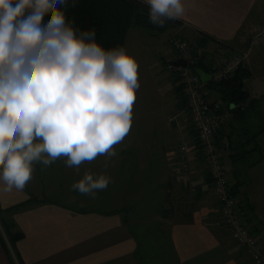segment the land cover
Instances as JSON below:
<instances>
[{"label": "crops", "instance_id": "1", "mask_svg": "<svg viewBox=\"0 0 264 264\" xmlns=\"http://www.w3.org/2000/svg\"><path fill=\"white\" fill-rule=\"evenodd\" d=\"M135 1L149 7L144 0ZM182 3L185 12L175 19L179 25L165 35H177L190 43L205 41L207 59L246 50L252 28L264 22V0H182ZM131 31L123 46L125 50ZM139 46L131 41L127 51L137 63ZM252 52L251 49L244 64L249 71L253 65ZM144 74L139 63L138 81L144 80ZM168 78L171 111L166 122L178 130L180 141L186 140L191 135L186 105L174 90L173 76ZM254 82L246 88L249 101L252 100L249 110L222 128L217 140L223 143L228 185H238L235 208L264 247V181H260L264 179V159L260 158L264 152V86L262 82ZM138 117L136 110L132 123ZM245 141H252L245 144L247 153H243L240 145ZM197 151H192L189 172L183 176L169 156L171 151H163L167 164L163 165L159 183L148 193L144 188H136L135 193L140 194L137 199L128 200L131 191H127L120 192L122 196L114 202L113 194L117 195L119 190L113 187L120 182L116 186L111 178L109 190L99 191L106 192L108 201L98 207L65 206L46 198L44 191L42 195L33 194L26 187L22 191L15 188L4 191L6 185L0 180V226L9 223L12 232L21 235L13 248L14 264H151V258L159 253L150 245L151 238L158 239L156 230L162 237L159 249L163 254L168 250L173 264H251L226 233L203 159ZM238 155L241 162L232 163ZM245 161L252 162L247 165ZM124 162L133 176L149 168L145 154L127 155ZM110 168L108 165V172ZM126 186L130 188L128 181ZM32 200L42 203H31ZM131 226H155L151 232H145L144 242L150 244L144 247V258L143 245ZM0 264H11L1 246Z\"/></svg>", "mask_w": 264, "mask_h": 264}, {"label": "clouds", "instance_id": "2", "mask_svg": "<svg viewBox=\"0 0 264 264\" xmlns=\"http://www.w3.org/2000/svg\"><path fill=\"white\" fill-rule=\"evenodd\" d=\"M149 22L181 17L182 0H144ZM68 0H0V180L22 191L34 162L60 157L79 168L129 133L138 63L123 47L104 49L94 30L68 21ZM45 16H48L46 22ZM108 164L105 163V168ZM111 177L85 171L72 190L93 199Z\"/></svg>", "mask_w": 264, "mask_h": 264}, {"label": "rangeland", "instance_id": "3", "mask_svg": "<svg viewBox=\"0 0 264 264\" xmlns=\"http://www.w3.org/2000/svg\"><path fill=\"white\" fill-rule=\"evenodd\" d=\"M165 40L166 35L153 38L137 30L135 32L132 30L129 34L126 51H128L131 41L140 45L136 50L137 59L140 65L144 67L145 74L144 80L138 81L141 89L136 93V100L132 107V116L136 110L139 112L138 120L131 123L130 131L124 139L114 145L113 150L116 152V156L111 158L106 155L97 156L91 162L82 163L78 169L68 167L66 165L67 158L63 156L46 168L41 163L34 162L32 179L25 186L31 193L42 195L41 192L44 191L46 198L54 199L62 205L73 208L98 207L100 203H107L108 201V195L105 191L103 194L99 191L96 192L93 199L89 195H83L72 190L71 186L82 179L85 171L95 175L110 174L116 186L120 182L118 187H113L114 190H119L117 195L113 194L114 202H117L122 196L119 194L120 192L131 191L128 193V200L137 199L140 194L135 193L136 188L139 190L144 188L145 192L148 193L155 183H159L163 174V165L167 164L163 151H171L169 156L174 162V151L181 143L178 130L166 122L167 115L171 111L168 106L171 95L168 92V77L171 74L166 71V64L177 57L169 51ZM251 49L253 51V65L250 67L251 75L245 82V88L248 89L255 84L254 81L262 82L264 86V42ZM134 154H145L149 165L148 169L143 173L139 172L136 176L130 174L129 167L124 162V157ZM251 162L245 161V164L248 165ZM105 163L111 166L110 169L113 171L108 172ZM127 181L130 188L126 186ZM260 181H264V179ZM106 190L109 189L106 188ZM144 219L147 220V218ZM131 228L143 245L141 248L142 258H144L145 248L152 243L150 244L152 248L159 250V253L151 258V264H173L168 250H164L163 254L162 249H159L162 246V237L159 238L160 234L157 230L155 235L158 236V239L153 237L150 239V243L147 240L144 242L146 233L151 232L155 226L149 228L147 226H131ZM155 240L157 244L154 243Z\"/></svg>", "mask_w": 264, "mask_h": 264}, {"label": "built area", "instance_id": "4", "mask_svg": "<svg viewBox=\"0 0 264 264\" xmlns=\"http://www.w3.org/2000/svg\"><path fill=\"white\" fill-rule=\"evenodd\" d=\"M264 42V22L252 28L248 48L236 51L227 56H213L205 63L209 68L211 80L209 82L219 83L233 75L248 60V54L252 47ZM169 46L179 54V58L185 60L186 67L170 66L175 72L181 86V94L185 98L186 114L191 126L196 132V141L202 148L203 158L209 177L212 180L213 193L220 202V213L231 242L245 252L251 264H264V247L258 237L240 217L235 208L233 199L227 197V174L220 158V152L215 148L217 132L223 126L231 122L235 110H242L246 104L223 103L215 97L192 68L198 60L203 58V51H193L185 42L170 40ZM183 140L176 149V164L180 171L186 173L189 168V142Z\"/></svg>", "mask_w": 264, "mask_h": 264}, {"label": "trees", "instance_id": "5", "mask_svg": "<svg viewBox=\"0 0 264 264\" xmlns=\"http://www.w3.org/2000/svg\"><path fill=\"white\" fill-rule=\"evenodd\" d=\"M64 11H65L66 19L73 23V27L78 28L80 31L94 30L95 42L106 50L117 47H123L129 30L141 31L150 37L156 38L158 36L161 35L163 36L167 34L171 29H174L179 25V22H177L175 19L165 20L163 27H157L152 25L149 22V16H148L149 7H146L145 5L135 0H68V6L64 9ZM48 18H49L48 16H45L44 21L42 22H46ZM166 38H167L166 45L168 46L169 51L177 57L176 59H179V54L170 48L169 46L170 40L185 42L193 51H195L196 49L202 50L203 58L197 61V63L192 68V70L194 72V69H201L205 73H209L208 65L205 63L206 54L204 53V49H203L206 44L205 41H201V42L196 41L195 43H190L177 35H172V36L166 35ZM170 66L171 65L168 62L166 64V71L173 76L174 80L172 81V83L174 86V90L178 95L179 100L180 101L183 100L184 104L186 105L185 98L181 94V86L178 82V77L175 72L170 70ZM249 77H250L249 69L246 66H242L227 79L219 83L209 82L206 85L207 89H210L215 95V97L218 98L223 103L246 104L245 108H243L242 110L240 109L234 111L231 122H229L226 126H228L236 118H239L241 115L247 112L252 104V100L249 101V94L245 88V82L249 79ZM226 126H223L222 128ZM222 128H220V130L217 132L215 138V148L220 152L221 154L220 161L224 166L223 164L224 150H222L223 143L217 140V136ZM190 133L191 135H189V137L186 138V140H190V141H186L189 142L188 164H190V156L192 151L198 150L197 152L201 154L205 166L202 148L196 141V132L194 131L192 126L190 129ZM251 142L252 141H245L242 144H240L242 150L244 151L243 153H247L245 144H250ZM252 151L254 150L252 149L251 152ZM175 153L176 151H174V157H175ZM236 157L238 158L237 159L233 158L234 160H232V163L241 162L240 155ZM260 158L264 159V152L261 154ZM174 162L175 165L177 166L176 167L177 172L183 173L182 176L189 172L190 166L188 168V171L184 173L180 171L178 164H176V158H174ZM205 169L207 172L206 166ZM207 177L209 179L210 189L214 197V200L217 202L218 206H220V202L216 199L213 193L212 180L209 177L208 172H207ZM227 180H228V175H227ZM237 187H238L237 184L232 187H230L227 184L226 193L228 198L234 200V198L236 197V191L238 189ZM31 203H42V202L38 200H32ZM219 213H220V209H219ZM220 217H221V213H220ZM20 238L21 235L19 233L12 232L11 224L5 222L2 223V225L0 226V246L3 249V252L7 256L11 264H14L12 254L15 258L13 248Z\"/></svg>", "mask_w": 264, "mask_h": 264}, {"label": "water", "instance_id": "6", "mask_svg": "<svg viewBox=\"0 0 264 264\" xmlns=\"http://www.w3.org/2000/svg\"><path fill=\"white\" fill-rule=\"evenodd\" d=\"M169 64L174 67H186V62L183 59H176L174 61L169 62ZM194 73L199 77L202 83H208L211 80V76L202 71L201 69H194Z\"/></svg>", "mask_w": 264, "mask_h": 264}]
</instances>
